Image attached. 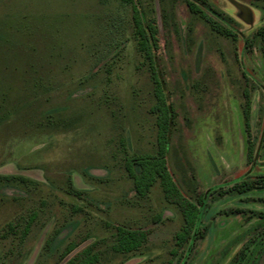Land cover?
Here are the masks:
<instances>
[{
    "label": "rangeland",
    "instance_id": "obj_1",
    "mask_svg": "<svg viewBox=\"0 0 264 264\" xmlns=\"http://www.w3.org/2000/svg\"><path fill=\"white\" fill-rule=\"evenodd\" d=\"M205 1L235 40L183 0H134L157 25L174 111L166 167L200 209L196 237L176 248L180 213L158 183L137 197L124 169L155 151L157 133L131 5L0 0V177L29 180L0 178V264H63L89 245L97 264H264V187L230 191L264 179V45L251 39L264 0ZM117 228L147 240L116 251Z\"/></svg>",
    "mask_w": 264,
    "mask_h": 264
},
{
    "label": "trees",
    "instance_id": "obj_2",
    "mask_svg": "<svg viewBox=\"0 0 264 264\" xmlns=\"http://www.w3.org/2000/svg\"><path fill=\"white\" fill-rule=\"evenodd\" d=\"M122 1L132 7L133 37L153 85L154 103L151 112L155 117L157 130L155 151L150 154H136L126 158L124 169L132 181L136 196L139 198H144L156 183L159 184L165 202L174 206L182 217V225L174 235L176 248H182L184 244L191 242L197 235L200 210L197 204L182 195L169 174L165 163V154L174 124V111L164 94L163 83L156 62L158 29L154 20H145L143 18L134 0ZM176 1L169 0L171 4ZM183 1L189 13L209 24L213 32L232 40L236 39V33L226 23H222L223 20L220 18L219 13L212 10L205 0ZM162 14L165 16L164 11ZM251 39L264 45V25L255 30ZM249 42L252 43V41ZM247 157L248 160L252 159V148H249ZM0 178L7 181H18L25 185L29 182L27 178L20 176H3ZM67 182V191L79 197L82 192L73 188L70 178H68ZM257 187H264L263 178L257 180L244 179L232 185L230 191L242 194ZM198 201L201 202V198ZM146 240L147 233L145 231L117 228L113 248L116 251H130L146 242ZM52 241L53 237L46 244L49 246ZM97 261V254L93 252V246L89 245L76 252L63 264H97Z\"/></svg>",
    "mask_w": 264,
    "mask_h": 264
},
{
    "label": "water",
    "instance_id": "obj_3",
    "mask_svg": "<svg viewBox=\"0 0 264 264\" xmlns=\"http://www.w3.org/2000/svg\"><path fill=\"white\" fill-rule=\"evenodd\" d=\"M257 157V154H256V156H255V158ZM200 210V209H199Z\"/></svg>",
    "mask_w": 264,
    "mask_h": 264
}]
</instances>
